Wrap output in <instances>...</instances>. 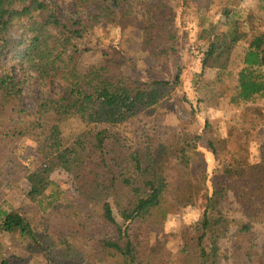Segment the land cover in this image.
Masks as SVG:
<instances>
[{
  "label": "trees",
  "instance_id": "16d2710c",
  "mask_svg": "<svg viewBox=\"0 0 264 264\" xmlns=\"http://www.w3.org/2000/svg\"><path fill=\"white\" fill-rule=\"evenodd\" d=\"M194 1L72 0L63 18L48 0H0L1 232H19L49 264H264V242L253 230L264 225V143L258 147L261 172L235 179L236 170L250 166V150L231 151L230 137L216 134L208 122L206 137L182 129L130 138L119 128L151 116L180 84V74L173 81H135L119 52L100 66H81L91 51L88 38L101 24L123 30L140 23L143 47L157 60L168 57L179 40L176 9L185 21ZM242 1L212 0V17L205 19L211 36L197 75L213 69L218 80L229 79L235 51L245 44L235 56L241 68L231 102L237 104L264 98V29ZM31 78L43 89L32 110L23 97ZM54 85L59 94L50 91ZM203 139L214 156L226 152L228 159L200 179L193 158L202 155ZM27 141L34 145L29 163L13 149ZM57 170L74 180V199L47 194ZM16 175L28 183L27 196L39 211L51 210L49 222L40 224L4 200ZM231 197L244 220L224 211ZM200 198L202 217L180 232L176 255L165 243H150L151 231L159 232L169 215ZM231 235L230 251L222 250Z\"/></svg>",
  "mask_w": 264,
  "mask_h": 264
},
{
  "label": "rangeland",
  "instance_id": "374dc122",
  "mask_svg": "<svg viewBox=\"0 0 264 264\" xmlns=\"http://www.w3.org/2000/svg\"><path fill=\"white\" fill-rule=\"evenodd\" d=\"M58 5V11L65 18L70 10L72 0H48ZM157 2L158 0H152ZM196 9L186 16L185 21L181 18L182 11L176 9V27L178 28L179 40L177 50L162 60L153 58L148 50L142 45V32L140 23L134 27L123 30L111 25L101 24L94 29L88 38L90 52L83 55L81 66L84 68L100 66L111 58H115L119 52L125 58L123 61L128 74L135 81L157 79L173 81L180 74V84L176 85L170 96L165 99L158 109L148 118L139 117L133 122L122 126L119 131L132 138L134 135H143L153 132L158 136H168L172 132L185 129L191 135H207L205 123L212 125L216 134L223 138L230 137L229 149L239 150L241 146H247L250 150V166L236 170L233 178L248 179L261 172L259 163L258 147L264 143V98H259L252 103H233L231 98L236 94L237 76L241 65L237 57L245 44H241L232 62L233 76L223 81L218 80V72L206 69L201 79L197 75L201 72L202 59L208 49L211 36L210 22L205 20L212 15V0H195ZM172 3V2H171ZM175 5V2L172 3ZM263 0H243L241 6L252 10L259 18L264 29ZM81 10V9H80ZM212 17V16H211ZM193 47L198 50H192ZM119 59V58H117ZM223 79V78H222ZM43 89L36 79H29L24 87L25 106L32 110L40 100ZM50 91L59 94L61 88L54 85ZM21 154L24 162L34 155V145L31 141L23 142L20 146H14ZM202 155L193 158V167L198 178L205 170L210 174L216 164H221L228 159L226 152H219L214 156L207 148L206 140L203 139L200 147ZM54 183L47 194L55 191L60 195V201L74 199L77 195L76 185L72 177L62 170H57L51 177ZM11 186L4 189V200L7 204L27 216L41 222H49L50 216L46 212L39 211L36 201L27 196L28 183L20 175L13 176ZM224 211L232 219L244 220L238 206L231 197L224 205ZM202 199L197 200L196 206H188L179 214L169 215L159 232L151 231L149 241L152 244L165 243L166 249L176 255L182 247L180 232L187 225L198 221L202 217ZM51 225V223H49ZM236 230L232 228L231 234ZM258 242H264V225L254 226ZM106 231H111L106 228ZM232 235L221 242L224 251H230ZM31 241L20 237L19 232L5 233L0 231V261L9 259L10 264H49L46 257L37 247L28 248Z\"/></svg>",
  "mask_w": 264,
  "mask_h": 264
},
{
  "label": "built area",
  "instance_id": "2783aa9c",
  "mask_svg": "<svg viewBox=\"0 0 264 264\" xmlns=\"http://www.w3.org/2000/svg\"><path fill=\"white\" fill-rule=\"evenodd\" d=\"M192 50H198V48H196V47H193V48H192Z\"/></svg>",
  "mask_w": 264,
  "mask_h": 264
}]
</instances>
